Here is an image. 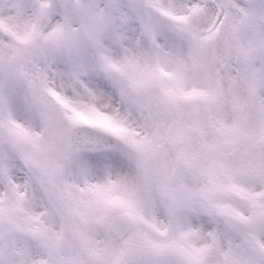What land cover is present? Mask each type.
<instances>
[{"label":"snow or ice","instance_id":"obj_1","mask_svg":"<svg viewBox=\"0 0 264 264\" xmlns=\"http://www.w3.org/2000/svg\"><path fill=\"white\" fill-rule=\"evenodd\" d=\"M0 264H264V0H0Z\"/></svg>","mask_w":264,"mask_h":264}]
</instances>
